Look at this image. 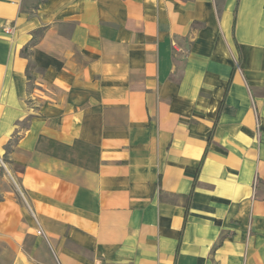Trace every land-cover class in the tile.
Masks as SVG:
<instances>
[{
  "label": "crops",
  "instance_id": "0c3cea01",
  "mask_svg": "<svg viewBox=\"0 0 264 264\" xmlns=\"http://www.w3.org/2000/svg\"><path fill=\"white\" fill-rule=\"evenodd\" d=\"M0 247L264 264V0H0Z\"/></svg>",
  "mask_w": 264,
  "mask_h": 264
},
{
  "label": "rangeland",
  "instance_id": "374dc122",
  "mask_svg": "<svg viewBox=\"0 0 264 264\" xmlns=\"http://www.w3.org/2000/svg\"><path fill=\"white\" fill-rule=\"evenodd\" d=\"M0 264H12L10 252L2 250L0 247Z\"/></svg>",
  "mask_w": 264,
  "mask_h": 264
},
{
  "label": "built area",
  "instance_id": "2783aa9c",
  "mask_svg": "<svg viewBox=\"0 0 264 264\" xmlns=\"http://www.w3.org/2000/svg\"><path fill=\"white\" fill-rule=\"evenodd\" d=\"M37 235H42L40 230H37Z\"/></svg>",
  "mask_w": 264,
  "mask_h": 264
}]
</instances>
